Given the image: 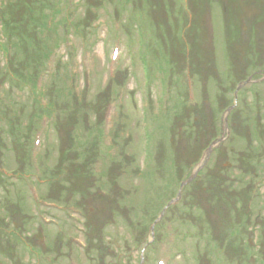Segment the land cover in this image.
<instances>
[{
    "label": "rangeland",
    "instance_id": "1",
    "mask_svg": "<svg viewBox=\"0 0 264 264\" xmlns=\"http://www.w3.org/2000/svg\"><path fill=\"white\" fill-rule=\"evenodd\" d=\"M66 1L0 0V264H70L72 258L76 264L166 262L169 251L153 241L157 233L151 227L212 141L223 136V114L236 103L238 85L256 71L264 73V0H69L80 34L69 30L60 13L49 18L54 2L66 11ZM10 43L13 57L7 53ZM184 75L190 79L187 92ZM261 77L239 92L241 110L225 141L229 149L211 145L204 179L192 180L185 196L184 205L202 207L215 186L220 202L231 204L225 223L231 253L211 243L208 228L199 227L205 215L194 210L189 213L199 218L197 237H180L179 248L188 251L178 255L176 249L168 264H203V259L247 264V255L255 253L246 243L250 226H259L257 249L264 254ZM34 84L41 90L37 98ZM169 90L170 112L162 117ZM181 129L184 138L177 141ZM95 147L108 156H98ZM231 160L234 168L226 169ZM94 163L103 189L89 176ZM132 179L138 190L128 194ZM256 182L259 192L253 195ZM30 187L38 189L36 200ZM99 189L114 198L100 196ZM231 190L234 199L227 196ZM249 200L254 213L261 212L260 221L244 210ZM212 221L215 225V217ZM180 227L186 232L190 226ZM170 233L174 237V224ZM74 237L85 240L87 249ZM110 240H117L120 250ZM69 245H76L79 255L67 261ZM146 248L150 257L142 256Z\"/></svg>",
    "mask_w": 264,
    "mask_h": 264
},
{
    "label": "trees",
    "instance_id": "2",
    "mask_svg": "<svg viewBox=\"0 0 264 264\" xmlns=\"http://www.w3.org/2000/svg\"><path fill=\"white\" fill-rule=\"evenodd\" d=\"M55 3V9L53 8V13H52V15L53 16H56L57 14H59L60 13V17H61V15H62V18H63V21H64V23H67L68 24V26L71 28V30L73 31V33L74 32H76V34H80V26H76L77 24H75V22H74V20H73V18H74V16L72 17L71 16V14L73 15L74 14V11L72 10V8H71V5L69 6V5H66L65 7H64V9H66V11L64 10H60V9H58L59 8V5H58V2H54ZM62 11H63V14H62ZM3 20V17L1 16V19H0V21H2ZM81 33H83V32H81ZM4 46H5V41H6V35L4 34ZM14 41V40H13ZM7 42V41H6ZM15 42H17V39L15 38ZM11 44V43H10ZM13 44H14V42H13ZM12 48H13V46H12V44L9 46L8 45V50H7V53H8V56H10V57H13V52H12ZM3 51H6V48L5 47H3ZM43 67V66H42ZM44 68V67H43ZM14 72V74H16L15 73V71H13ZM33 90H34V95L36 96V95H38V93H36V90H35V84L33 85ZM37 100L38 99H36L35 101H34V103L37 105ZM40 105V104H39ZM38 107V106H37ZM40 107H41V105H40ZM39 118H40V113H39ZM38 118V119H39Z\"/></svg>",
    "mask_w": 264,
    "mask_h": 264
},
{
    "label": "flooded vegetation",
    "instance_id": "3",
    "mask_svg": "<svg viewBox=\"0 0 264 264\" xmlns=\"http://www.w3.org/2000/svg\"><path fill=\"white\" fill-rule=\"evenodd\" d=\"M191 185H193V184H190V185H188V188H191L192 186ZM210 188H212L213 189V187L211 186ZM192 190L190 189V191L189 192H191ZM207 193L209 192V191H207V190H205ZM210 193V195L213 197V194H214V192H209ZM208 193V194H209ZM213 193V194H212ZM209 204H210V202H208ZM193 204V206H194V208L193 209H197L198 207H197V205H198V202H194V203H192ZM257 219H259V218H256V220ZM195 224V222H193V225ZM117 250H120V249H117Z\"/></svg>",
    "mask_w": 264,
    "mask_h": 264
}]
</instances>
